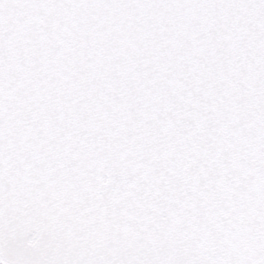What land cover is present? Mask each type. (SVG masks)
Returning a JSON list of instances; mask_svg holds the SVG:
<instances>
[{"label": "snow or ice", "instance_id": "6c2138e0", "mask_svg": "<svg viewBox=\"0 0 264 264\" xmlns=\"http://www.w3.org/2000/svg\"><path fill=\"white\" fill-rule=\"evenodd\" d=\"M0 264H264V0H0Z\"/></svg>", "mask_w": 264, "mask_h": 264}]
</instances>
